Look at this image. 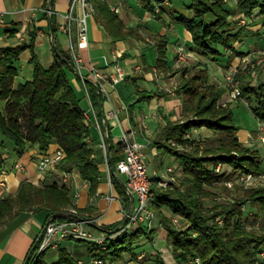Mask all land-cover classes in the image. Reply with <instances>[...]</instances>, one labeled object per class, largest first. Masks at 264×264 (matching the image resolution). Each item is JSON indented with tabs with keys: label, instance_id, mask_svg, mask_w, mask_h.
<instances>
[{
	"label": "trees",
	"instance_id": "16d2710c",
	"mask_svg": "<svg viewBox=\"0 0 264 264\" xmlns=\"http://www.w3.org/2000/svg\"><path fill=\"white\" fill-rule=\"evenodd\" d=\"M87 1L93 4L97 17L114 40L135 35V29L126 28L123 18L106 0ZM140 1L147 11H155V0ZM192 3L189 7L194 9L193 17L185 14L175 16L176 22L193 34L190 49L213 60L228 55L227 59L231 61L239 51L235 49L234 54L229 55L224 46L232 48L234 41L242 38L243 28L236 30L238 22L228 20L230 11L223 4L211 0H192ZM47 5L48 0L45 3L46 8ZM257 7L261 8L264 17V0H239V10L247 15H251ZM44 17H48V11H45ZM52 17L56 42L62 56H58L54 50L55 59L46 67L40 61L32 43V79L15 85V78L19 74L17 62L26 46L0 45V181L9 157H5L4 153L11 152L10 146L18 156H23L32 145L46 150L51 144L57 143L65 151L64 163L67 165L62 166L67 170L70 164L77 165L83 179L90 184V193L95 194L100 183V169L91 144L92 124L87 121L86 109L82 103L84 96L74 86L70 75L74 74L83 83L84 80L69 67L68 62L75 64L72 53L58 43V24L54 12ZM32 37L35 39L36 31L32 32ZM169 44L167 35L156 38L158 66L166 72L169 69L167 63L170 62ZM246 78L243 93L254 115L264 121V79L252 85L251 77ZM210 79L207 64L185 72L178 92L186 103L187 117L168 124L157 143L162 144L163 138H175L187 143L186 134L193 127L202 125L214 129L215 142L208 139V146L203 152L196 149L188 153L167 146V152L177 156L183 164L185 175L182 184L186 185V189L182 190V184L179 183L174 188L155 189L152 207L159 212L168 226L169 239L180 264H263L259 260V253L264 246V231L249 229L246 218L252 216L258 222L264 217V186L244 187L236 183L234 189H229L225 185V181L233 178L239 170L261 171V155L258 148L246 145L239 138L233 108L231 105L218 104L220 93L211 86ZM86 85L90 99L99 110L100 100L104 99L101 88L90 82H86ZM85 93L87 94L86 88ZM144 96L152 95L145 92L142 97ZM191 116L196 117L193 122L189 121ZM111 152L117 165L121 159L120 153L123 152L122 143L119 142L117 146L111 144ZM219 161L224 165H232L233 169L215 173L214 166ZM112 181L124 196L128 208L131 197L127 193L125 182L115 174ZM206 185L225 187L234 201L205 209L203 198L214 195L213 190L205 188ZM164 205L176 214L183 215L189 226L178 228L163 213ZM246 206L255 212L246 213ZM72 207H76V203L73 191L67 184L57 181L35 184L25 180L16 193H6L0 198V227L23 211L44 209L50 218L56 213L60 216ZM219 215L226 217L224 225L216 221ZM118 225L103 226L101 229L112 230ZM142 230L145 228L142 227L131 235L122 234L110 239L105 249L94 240L81 241L87 242L93 256L113 262L125 250L132 251V256L137 252L133 243ZM44 254L35 264H81L63 243L55 260H46ZM196 257L200 258L199 262L195 261ZM32 260L31 258L29 264ZM159 262L163 264L161 260Z\"/></svg>",
	"mask_w": 264,
	"mask_h": 264
},
{
	"label": "crops",
	"instance_id": "0c3cea01",
	"mask_svg": "<svg viewBox=\"0 0 264 264\" xmlns=\"http://www.w3.org/2000/svg\"><path fill=\"white\" fill-rule=\"evenodd\" d=\"M106 1L112 9L118 10L126 28L137 29L135 35L116 41L94 12L88 16V45L83 47L77 45L78 52L84 59L83 74L90 77L91 70L95 68L105 75L104 88L101 89L104 99L100 100L99 110L90 99L88 90L86 96L85 83L74 74L72 77L74 86L80 95L84 96L82 103L88 114L87 121L92 124L91 144L100 169V183L97 192L91 194L90 184L81 176L79 167L70 164L71 166L67 167L70 171L68 186L73 191L77 210L83 216L96 219L95 223L98 226L95 224L89 226L96 235L106 233L101 229L103 226L121 224L127 213L126 200L112 181L114 175L110 163L112 152L108 149L111 144L117 146L124 133L133 132L135 139L147 145L149 170L153 179L159 178L168 171L180 174V170L183 169L182 162L177 156L167 152L165 147L157 142L160 141L163 129L168 124L184 120L187 116L186 103L182 94L178 92V87L185 77L184 67L188 65V68H193L198 62H207L212 73L210 82L221 92L220 102L224 104L228 99L223 86L225 70L229 63L228 55L216 60L208 58L205 60L206 57L198 55L197 62L186 61L184 64L175 60L176 46L179 44L184 46L189 54L195 53L190 49L191 33L174 19L178 13L190 16L185 6L187 2L172 0L173 16L169 13L170 7H166L163 15L155 18L142 6L140 0ZM71 2L72 0H55L53 5L58 24V43L64 49L69 47L68 34L63 30V26L68 21ZM45 3L46 0H0V45L26 46L17 62L19 74L15 78V85L32 79L34 75V64L31 63L32 43L44 66H50L55 59L49 20L48 17H44L47 11ZM236 6L235 1L231 9ZM75 15H80L79 8ZM247 23L248 26L243 30L244 40L246 35L264 34V17L258 11L247 19ZM257 26L261 27L257 29ZM72 29L77 42L76 21L73 22ZM34 31H36L35 39L32 37ZM162 35H167L170 40L171 59L167 63L169 68L167 72L158 66V51L155 47L156 38ZM256 39L257 37L250 36L242 45H236L239 43L237 41L235 43L237 50L242 52L253 50ZM117 63L126 74L123 80L114 85L110 79L115 71L114 65ZM145 92L152 96L142 97ZM107 136L109 141L106 140ZM245 139L247 142L252 141L248 137ZM58 146L57 143H53L46 150H42L38 145H32L23 156H18L10 146L11 152L4 153L5 157H9L0 181V198L6 193H16L25 180L35 184L59 182L62 170L65 169L62 165L65 166L67 163H62L57 169L47 172H41L38 168L40 157ZM123 156V152L120 153V158ZM166 162H168L167 166ZM17 163L24 164L25 169H20ZM116 175L123 182L126 181V175L117 171ZM48 219L49 213L39 208L23 211L15 218L5 221L0 227V264H25ZM63 244L78 259L86 261L91 259L88 246L77 240H64ZM84 255L87 257L85 258ZM119 264H134V262L131 260Z\"/></svg>",
	"mask_w": 264,
	"mask_h": 264
},
{
	"label": "rangeland",
	"instance_id": "374dc122",
	"mask_svg": "<svg viewBox=\"0 0 264 264\" xmlns=\"http://www.w3.org/2000/svg\"><path fill=\"white\" fill-rule=\"evenodd\" d=\"M190 1V2H189ZM214 2H217L219 4H223L225 8L230 11L228 20L230 22L237 21L238 25L237 27L235 26L236 30L238 31L239 28H243L248 26L247 19L254 14V12L258 11L259 13L262 14L261 8L257 7L253 10V13L251 15H247L239 10V0H211ZM235 1L237 3V6L234 9H231L233 7V4H235ZM155 11L150 12L151 15L155 18L160 17L161 13H163L164 8L170 7L169 13L173 16L172 14V8L174 5L172 0H155ZM184 2H187V11L188 14L190 15L189 17L194 16V9H191L189 6H192V0H184ZM178 6V5H177ZM190 8V9H189ZM114 11H118L117 9H113ZM234 10V14H233ZM174 11V10H173ZM181 13H178L175 16H182L180 15ZM163 15V14H162ZM184 15V14H183ZM174 16V19L176 20ZM172 18V20H174ZM179 24V23H178ZM182 25V24H179ZM240 26V27H238ZM185 27V26H184ZM259 26H257V29ZM186 28V27H185ZM137 28H135L136 30ZM188 29V28H186ZM189 30V29H188ZM259 31V30H257ZM189 32L192 35V40H193V34L189 30ZM244 34V31L243 33ZM263 33H258V34H253L250 36H253L254 38L257 37L256 43H253L255 47L253 50H248L245 52L239 51L238 55H236L231 61H229L228 66L225 70V77H224V82L223 86L226 89L227 92V98L224 101V104L219 102L218 104L220 105H231L234 111V122L238 126V135L239 138L248 146L256 147L258 148L260 155H261V167L262 170L258 172H253V171H241L239 170L236 172L235 176L231 179H228L225 181V185L229 189H234L236 186V183H240L244 187H258V186H264V145H263V136H264V121L260 120L257 118L252 109L249 106V102L247 98L245 97L243 93V84L244 80H246V77H251V84L255 85L258 83L259 80L264 79V39L262 40L259 36L263 37ZM249 35L245 37V40L243 39L244 36L242 35V38L239 40L234 41L233 47L230 48L229 46H224L226 53L229 55L234 54V50H237L236 45L238 44H243L244 41H248V38L250 37ZM259 37V38H258ZM191 40V42H192ZM239 43H236V42ZM156 42V41H155ZM236 43V45H235ZM238 51V50H237ZM200 55L195 51L193 54H189L186 52V48L184 46H181L180 44L176 46V56L175 60L181 64H184L186 61L190 62H197L196 56ZM169 53V58L170 57ZM203 56V55H200ZM205 58V56H203ZM201 58V57H199ZM213 60L210 57H206V59ZM216 60V59H214ZM227 60V59H225ZM227 62V61H226ZM207 64L209 67V64L205 61L198 62V66ZM188 65L184 67L185 72L187 70L192 69L188 68ZM195 68V67H193ZM210 70V67H209ZM184 72V73H185ZM210 74L212 77V73L210 70ZM71 79L73 75H70ZM211 81V79H210ZM211 84V82H210ZM211 86H213L211 84ZM239 87L240 89V94H236V88ZM214 88V87H213ZM215 89V88H214ZM217 90V89H215ZM218 91V90H217ZM220 94L221 92L218 91ZM187 117V116H186ZM195 116H191L189 118V121L193 122L195 120ZM185 119V118H184ZM243 134L245 136H243ZM216 132L214 129L208 125H202V126H197L193 127L187 134L186 138H188L187 143H183L182 141L180 142L179 140L175 138H163L162 139V146L165 147L166 150L167 146L170 148H173L174 150L182 151V152H191L193 150L199 149L201 152H203L207 146H208V139L210 142H215V137ZM245 137L249 138L250 140L252 139L251 142H247ZM172 154V153H171ZM204 154V153H203ZM150 163V162H149ZM150 165V164H149ZM165 165H168V162L165 163ZM183 165V164H182ZM150 169V167H149ZM215 173L222 172L224 170H229L231 171L233 169L232 165L222 163L221 161L217 162L214 166ZM153 169H151L152 171ZM150 171V170H149ZM175 172H169L168 173H163L162 176H160L157 179H153V184L152 187L154 189L162 188V189H169V188H174L178 183L182 184V179L183 176L185 175V170H180V174L175 173ZM205 188L207 190H213L214 195L212 197H204L202 202L204 203V208L209 209L211 207H214L216 205L222 204L224 202L231 203L233 202V197L232 195L226 190L225 187L216 185V186H208L206 185ZM181 189L185 190L186 185L182 184ZM155 197V195H154ZM154 200V198H153ZM153 202V201H152ZM151 210L153 211V216L148 218L149 220H144L142 222H138L133 226V230L131 232L129 231H122L120 230L117 233H114L113 236H111L110 239H115L119 235L126 234V235H131L136 233L137 231H140L141 228H145V230H142L139 235H137V238L134 239V249L135 251V257L134 255L132 256L133 252L129 250L123 251V255L116 261L111 262L110 260H101L99 257L93 256V254L89 251L90 254V260H81L78 259L81 264H119L121 262L127 263V261L133 260L134 264H161L159 260L163 262V264H180L177 257L176 253L174 250V246L172 241L169 239V230L168 226L163 222L162 216H160L159 212L152 207L151 203ZM127 207H126V212H127ZM163 213L172 220V222L178 227V228H185L186 226H189V222L187 219L184 218L183 215L181 214H176L172 209L168 208L167 206L162 207ZM207 212V211H206ZM255 212V210L250 209L249 206H246V213L252 214ZM80 213V212H79ZM131 218V216H130ZM225 219L226 217L224 215H219L216 217V221L220 225L225 224ZM131 219H129L130 221ZM127 222V224L129 223ZM125 224V225H127ZM246 224L248 225L249 229H257L259 231H264V217L261 218L258 222H255L251 217L246 218ZM145 225V226H144ZM45 226V225H44ZM110 234V233H109ZM196 235V233H194ZM82 240V239H81ZM77 240L78 242L87 245V242ZM63 243V242H62ZM60 244V246L62 245ZM98 244V243H97ZM106 244V243H105ZM103 246V248H107L109 244H106ZM60 248V247H59ZM58 248V250H59ZM89 248V247H88ZM58 250L54 249H49L48 251L45 252L44 257L48 261L55 260L58 257ZM89 250V249H88ZM80 254V253H79ZM80 256H82L80 254ZM86 258L87 256L84 255ZM259 260L264 264V246L261 247L260 253H259ZM195 261H200L199 257L195 258Z\"/></svg>",
	"mask_w": 264,
	"mask_h": 264
},
{
	"label": "built area",
	"instance_id": "2783aa9c",
	"mask_svg": "<svg viewBox=\"0 0 264 264\" xmlns=\"http://www.w3.org/2000/svg\"><path fill=\"white\" fill-rule=\"evenodd\" d=\"M78 8L80 9V15H75ZM94 12L95 9L91 2L87 0H72L67 15L68 21L63 26V30L68 34L69 38L68 50L72 53L75 62L74 65L82 72V74L83 69L85 68L84 59L78 52L77 45L82 47L88 45V16ZM74 21L78 24L77 42L74 39L72 29ZM114 67L115 71L111 74L110 81L115 85L124 79L126 73L118 63L115 64ZM104 77L105 75L101 70L95 68L91 70L90 78H92L101 89L104 88ZM84 83L86 90H88L86 81H84ZM236 94H240L239 87L236 88ZM86 116L88 120L87 113ZM120 142L123 145L124 156L117 163L116 171L119 174L126 175L125 186L127 193L129 195H135L134 209L130 218L131 220L121 230L131 232L135 224L144 220H149L148 218L153 216V211L150 206L155 192L152 187L153 179L149 171V159L146 152L147 145L144 142L135 139L133 132L124 133ZM64 158L65 151L62 147L58 146L56 149L47 151L40 157L38 168L41 172L57 169L60 164L64 163ZM16 165L22 170L25 169V166L22 163H17ZM69 178L70 171L63 169L62 177L58 181L68 185ZM78 195L79 194L77 193L76 196ZM109 198H111V196H109ZM95 221L96 219L80 215L76 207L66 210L60 216L50 217L45 224V231L38 242L36 249L32 253L31 258L33 260L30 264H35L40 256L49 249L58 250L60 244L64 240L90 239L102 246H104L105 243L108 244V239L113 236V234L107 232L102 235L94 234L89 228L91 227L90 225L95 223Z\"/></svg>",
	"mask_w": 264,
	"mask_h": 264
},
{
	"label": "water",
	"instance_id": "95a60500",
	"mask_svg": "<svg viewBox=\"0 0 264 264\" xmlns=\"http://www.w3.org/2000/svg\"><path fill=\"white\" fill-rule=\"evenodd\" d=\"M53 5H54L53 0H48V5H47L48 20H49V25H50V33H51V36H52L53 49L55 50L56 54L61 57L62 55H61V53H60V51L58 49V45H57L56 38H55V26H54L53 17H52ZM68 64H69V67L72 69V71L74 73H76L79 77H81L84 81L93 83L94 85H96L99 88V85L92 78H90V77L82 74V72L79 71L78 68L74 64H72L71 62H68ZM106 140L109 141V136L106 137ZM108 149L111 151L110 145L108 146ZM110 163H111V166H112V172L116 175L115 162L112 159V157H110ZM130 197H131V202H130V205L128 207V210H127V213L125 215V218L123 219V221L121 222V224H119L115 229H112V230H104V231H106L107 233H110V234H114V233L119 232L125 226V224H127V222L130 219V216L133 213L134 203H135V195L134 194H130ZM58 214L59 213H56L54 215L57 216ZM94 224L96 226H98L96 223H94ZM44 231H45V226L42 229L40 235L38 236L35 245L32 247L31 252H30V254H29V256H28L25 264H28L29 263L30 258L32 256V253L36 249L37 244L40 241V239H41Z\"/></svg>",
	"mask_w": 264,
	"mask_h": 264
}]
</instances>
